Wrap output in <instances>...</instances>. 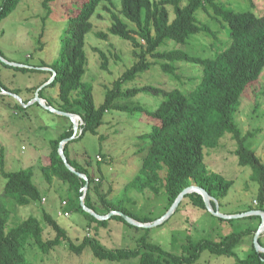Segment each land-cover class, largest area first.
Instances as JSON below:
<instances>
[{"label": "trees", "instance_id": "1", "mask_svg": "<svg viewBox=\"0 0 264 264\" xmlns=\"http://www.w3.org/2000/svg\"><path fill=\"white\" fill-rule=\"evenodd\" d=\"M51 1L53 0H43V7H48ZM101 1L86 0L77 12L67 16L66 25L60 35L59 58L50 65H40L50 68L49 76L43 82L53 76L46 86H57V100L43 95L42 91L46 86L38 91V96L45 99L48 105L56 106L58 110L81 117L83 125L80 127L78 138L86 132L96 133L103 123V115L110 109L138 111L146 118H152L154 123L150 125V129L140 135L148 142L141 165L125 184L124 192L129 189L155 195L161 192L165 194L168 207L191 183L205 189L218 204L219 200L227 195L234 181L219 173L208 171L204 163V148L219 147L221 138L226 133L230 134L236 143L233 152L238 164L250 167L249 179L258 185L256 201L259 208L254 209L264 210V161L244 144L246 136L252 133L242 135L234 119L241 97L251 84L258 81L264 70V9L259 14L250 10L236 11L216 0H188L184 6L180 5L181 0H120L119 12L134 25L130 28L116 12L105 6L110 11L112 21L107 32L98 31L96 35L106 39L108 33H111L129 41L133 47L132 55L137 60L114 80L112 88H106L103 102L96 106L92 87L83 81L82 77L87 65L85 35L92 29L90 17ZM104 1L114 5L112 0ZM19 2L20 0L0 1V22ZM205 4L228 25V41L223 48L216 51L211 58L192 55L181 49L157 50L166 39L185 44L191 36L210 31L209 26L198 23L195 16L196 11L200 7L204 8ZM167 5L172 7L171 19ZM95 50L101 56V68L106 69L107 57L97 48ZM147 56L160 61L162 71L169 73L175 72L173 61L199 64L202 67V77L199 83L186 93L178 88L163 90L149 85L124 87L152 64ZM0 88L9 90L1 83ZM139 92L161 94L162 100L154 109L140 104H120L116 101L118 98H129ZM72 134L71 124L57 138L50 140L48 162L40 166L44 180L52 183L57 179L64 186V210L79 212L89 221L95 220L99 224H106L107 220L115 218L136 231L143 229V233L135 240L136 246L111 249L103 246L99 239L91 235H84L80 242L75 243L68 235L67 229L46 210H42L40 218L30 215L8 226L10 206H24L33 201H40L41 194L32 181V167L5 171L1 152L0 170L5 182L0 194V264H34L28 256L30 249L36 248L41 253L48 254L61 244H65L75 254L88 250L100 259L120 261L137 257L139 264H193L203 251L230 256L237 264H264L263 252L252 250L244 258L238 257L235 252L242 237L251 235L256 228L248 227L232 232L218 240L203 237L194 242L188 237L187 241L181 244V253L174 254L149 241L148 228L131 225L119 214H113L103 220L96 219L82 208L81 199L86 207L99 214H107L110 211L123 212L140 222H151L155 218L138 215L125 207L121 198L108 199L105 194L99 192V183L94 184V176L88 168L91 160L82 165L69 155L68 144L77 139L75 137L64 144L63 152L69 164L87 177V188L83 192L86 180L70 171L57 151L59 142ZM92 191L99 196V202L92 200ZM183 199H188L192 205L205 209L201 195L196 192L187 193ZM181 202L182 200L179 204ZM211 205L214 207L212 201ZM176 210L177 207L174 212ZM87 225L90 226V223ZM46 227L53 231L52 238L43 237Z\"/></svg>", "mask_w": 264, "mask_h": 264}, {"label": "rangeland", "instance_id": "2", "mask_svg": "<svg viewBox=\"0 0 264 264\" xmlns=\"http://www.w3.org/2000/svg\"><path fill=\"white\" fill-rule=\"evenodd\" d=\"M42 1L20 0L17 7L0 22V83L9 89L7 92L0 89V154L3 152L5 171L32 167V181L41 194L40 201H33L24 206H10L7 225L11 226L30 215L40 218L42 210H46L67 229L68 235L75 243L80 242L84 235H91L107 248L135 247V240L143 233V229L136 231L115 218L107 220L106 224H99L95 220L89 221L75 211L65 210L69 212L65 216V211L62 210L64 186L57 179L47 183L40 170V166L48 162L50 140L57 138L71 122L69 117L49 111L36 101L23 106L20 100L26 103L34 99L43 81L49 76L48 70L40 65H50L59 58L60 35L66 25L67 16L77 12L86 0H53L49 2L48 7H43ZM112 1L113 6L108 1L100 2L90 17L92 29L85 35L87 65L82 80L91 85L96 106L103 102L106 88H112L114 80L137 60L132 55L133 47L129 41L111 33H108L106 39L96 35L98 31L107 32L112 21L110 11L105 6L116 12L128 27H134L120 14V0ZM187 1L181 0L180 5H186ZM216 1L236 11L250 10L259 14L264 9V0ZM167 9L171 19L172 7L167 5ZM195 16L197 22L208 25L210 31L191 36L185 44L166 39L157 50L181 49L192 55L213 57L228 41V25L207 4L204 8L200 7ZM96 48L107 57L106 69L101 68L102 59ZM147 57L152 64L124 87L149 85L163 90L178 88L186 93L193 89L202 77V67L199 64L173 61L176 69L174 73H169L162 71L160 61ZM1 58L12 64L4 63ZM250 86L240 99L234 119L242 135L252 133L246 136L244 144L264 161V70L258 81ZM42 92L46 98H57V86H46ZM161 100V94L139 92L129 98H118L116 101L120 104H140L154 109ZM153 123L152 118H146L138 111L110 109L103 115V123L96 133L86 132L80 138L70 139L68 151L70 157L82 165L91 160L88 168L94 176V184L99 183L100 193L105 194L108 199L121 198L123 205L130 211L141 216L148 215L156 220L170 207L165 194L140 193L134 189L124 192L125 184L138 171L148 146V142L140 135L148 131ZM235 147V141L226 133L221 138L219 147L204 148V163L208 171L219 173L234 181L227 195L222 198L223 202L222 199L219 200L224 204L220 208L221 211L234 210L242 213L249 208H259L256 201L258 185L249 179L250 167L238 164L233 152ZM4 182L0 170V194ZM82 190L84 191V188ZM91 197L93 201L99 202V196L95 192H91ZM187 201L188 199H182L177 210L166 220L147 229L149 241L171 253L180 254L181 244L185 243L188 237L194 242L203 237L218 240L226 234L249 227V219L246 217L220 219L209 210H206L207 213L203 217L194 215V222H187L192 207ZM209 216H213L214 226L208 228ZM254 219L256 221L251 227L257 228L260 224L259 216ZM88 222L90 226L87 225ZM53 236V231L46 227L43 237L46 239ZM253 236L254 233L242 237L235 248L238 257L244 258L252 250H257ZM258 242L264 248V234L258 235ZM28 256L34 264H139L137 257L117 261L97 258L88 250L75 254L65 244L55 247L48 254L32 248ZM193 264L237 263L230 256L203 251Z\"/></svg>", "mask_w": 264, "mask_h": 264}, {"label": "water", "instance_id": "3", "mask_svg": "<svg viewBox=\"0 0 264 264\" xmlns=\"http://www.w3.org/2000/svg\"><path fill=\"white\" fill-rule=\"evenodd\" d=\"M1 60L4 62V63H8V64H12V63H9L7 60H5L4 58H1ZM44 69H47L49 70L50 68H47V67H43ZM53 76L49 78V80L47 82H44L46 84H42L40 86V88L38 89V91L43 88L44 86H46L47 84H49L52 80ZM38 91L37 93L35 94V97L34 99H32V101H29V102H26L24 103L22 100H20V98L16 95H14L15 97H17V99L20 100L21 104L23 106H27L28 104L36 101L39 105H41L42 107H44L45 109L49 110V111H52V112H55L57 114H61V115H65L67 117H69L70 119V122L72 124V129H73V134L74 132L77 130V123L75 121V117H76V114L74 113H70V112H65V111H61V110H58V109H55L53 106L51 105H48L45 101V99L41 98L38 96ZM4 92V91H3ZM7 92V91H6ZM73 134L69 137V138H65L63 140H61L58 144V154L60 156V158L62 159L64 165L72 172H74L77 176L79 177H82L83 179L86 180V184L85 186L83 187L84 188V191L86 190L87 188V184H88V181H87V177L85 176V174H82L78 171H76L70 164L69 162L67 161V158L66 156L64 155V152H63V148H64V144L69 141L70 139H73ZM191 192H196L198 194L201 195L202 199H203V202L205 204V207L207 208V210H209L212 214L220 217V218H224V219H232V218H237V217H244V216H248V215H257L259 216L260 218L264 215V210H261V209H252V210H249V211H246V212H242V213H234V214H225V213H222L219 211V206H218V202L216 199L212 198L208 192L197 186L196 184L194 183H191L189 186L185 187L177 196L176 198L174 199V201L172 202V204L170 205V207L168 208V211L163 215L161 216L160 218L152 221V222H140V221H137L131 217H129L128 215H126L125 213L123 212H115V211H110L109 213H107L106 215H101L95 211H93L92 209L86 207L84 205V202H83V199H81V206L82 208L88 212L89 214H91L92 216H94L96 219L98 220H103V219H107L109 218L111 215L113 214H119L126 222H128L129 224L131 225H134V226H138V227H142V228H150V227H154L158 224H160L161 222H163L164 220H166L175 210V208L178 206L179 202L184 198V196L187 194V193H191ZM211 201L212 202H215L214 203V207H212L211 205ZM260 228H261V224L258 225V227L256 228V230L254 231V244H255V247L258 250H261L263 253H264V248L260 246L259 242H258V235L260 233Z\"/></svg>", "mask_w": 264, "mask_h": 264}, {"label": "crops", "instance_id": "4", "mask_svg": "<svg viewBox=\"0 0 264 264\" xmlns=\"http://www.w3.org/2000/svg\"><path fill=\"white\" fill-rule=\"evenodd\" d=\"M224 198V197H223ZM222 199V198H221ZM223 200L224 199H222V202H223ZM187 203L188 204H190V205H192L189 201H187ZM224 205V204H223ZM223 205H222V203H220L219 202V204H218V206H219V211L220 212H222V213H225V214H234V213H239L238 211H234V210H227V211H221V207H223ZM193 207V208H192ZM192 209L190 208V213H188L189 214V217H188V221L187 222H194V220H193V218H194V215H196V216H200V217H203L204 215H205V213H207L206 212V210H207V208L205 207V209H203V208H200V207H197V206H194V205H192ZM188 210V209H187ZM199 217V218H200ZM210 218L208 219V220H210L209 222H208V224H207V227L209 228V227H212V226H214V219H213V216H209ZM244 217H246V218H248L249 220H248V224H249V227H251V226H253V223L256 221L255 219H254V217H250V215H248V216H244ZM256 217H257V215H256ZM220 219H222V218H220ZM192 220V221H191ZM259 220H260V217H259ZM216 226H217V224H216ZM218 226H219V224H218ZM251 228H253V227H251ZM255 229V228H254ZM190 231V230H189Z\"/></svg>", "mask_w": 264, "mask_h": 264}, {"label": "built area", "instance_id": "5", "mask_svg": "<svg viewBox=\"0 0 264 264\" xmlns=\"http://www.w3.org/2000/svg\"><path fill=\"white\" fill-rule=\"evenodd\" d=\"M2 91H4L2 88H0ZM75 121H76V123H77V130L74 132V134H73V138H75V137H78L79 135H80V132H81V129H80V127L83 125V120L81 119V117L79 116V115H77L76 114V117H75ZM63 204H65V201H63ZM62 210H64V209H62ZM65 211V210H64ZM64 214H65V216H67L68 214H69V212L68 211H65V212H63ZM60 214H62L61 212H60ZM63 214V215H64ZM260 224H261V227H262V225L264 224V215L261 217V221H260ZM261 234H264V226L262 227V228H260V233H259V235H261Z\"/></svg>", "mask_w": 264, "mask_h": 264}, {"label": "clouds", "instance_id": "6", "mask_svg": "<svg viewBox=\"0 0 264 264\" xmlns=\"http://www.w3.org/2000/svg\"><path fill=\"white\" fill-rule=\"evenodd\" d=\"M4 90V89H3ZM83 192H85V191H83ZM260 221H261V218H260Z\"/></svg>", "mask_w": 264, "mask_h": 264}, {"label": "bare ground", "instance_id": "7", "mask_svg": "<svg viewBox=\"0 0 264 264\" xmlns=\"http://www.w3.org/2000/svg\"><path fill=\"white\" fill-rule=\"evenodd\" d=\"M263 226H264V224L262 225V227H263ZM262 227H261V228H262Z\"/></svg>", "mask_w": 264, "mask_h": 264}]
</instances>
